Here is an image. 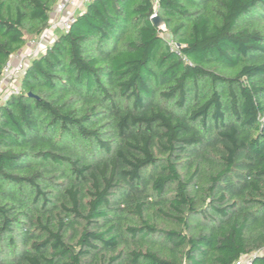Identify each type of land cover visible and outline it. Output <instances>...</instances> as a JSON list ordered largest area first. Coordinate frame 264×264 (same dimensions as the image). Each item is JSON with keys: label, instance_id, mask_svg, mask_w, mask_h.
<instances>
[{"label": "trees", "instance_id": "trees-1", "mask_svg": "<svg viewBox=\"0 0 264 264\" xmlns=\"http://www.w3.org/2000/svg\"><path fill=\"white\" fill-rule=\"evenodd\" d=\"M56 2L0 0V76ZM19 85L0 264H264V0H91Z\"/></svg>", "mask_w": 264, "mask_h": 264}, {"label": "built area", "instance_id": "built-area-1", "mask_svg": "<svg viewBox=\"0 0 264 264\" xmlns=\"http://www.w3.org/2000/svg\"><path fill=\"white\" fill-rule=\"evenodd\" d=\"M91 0H57L51 13L50 24L37 39H30L17 53L9 57L0 76V103L11 95L20 94L19 77L29 60L36 56L54 38L58 30H67L78 13L85 9ZM156 16H151V19ZM232 264H254L252 256L241 255Z\"/></svg>", "mask_w": 264, "mask_h": 264}, {"label": "water", "instance_id": "water-1", "mask_svg": "<svg viewBox=\"0 0 264 264\" xmlns=\"http://www.w3.org/2000/svg\"><path fill=\"white\" fill-rule=\"evenodd\" d=\"M152 22H153V24H154L155 27H157L159 29H162L163 23H162V21L157 16H154L152 18Z\"/></svg>", "mask_w": 264, "mask_h": 264}]
</instances>
